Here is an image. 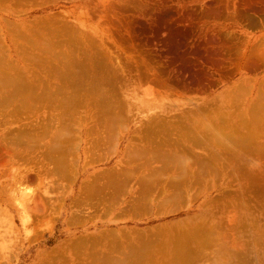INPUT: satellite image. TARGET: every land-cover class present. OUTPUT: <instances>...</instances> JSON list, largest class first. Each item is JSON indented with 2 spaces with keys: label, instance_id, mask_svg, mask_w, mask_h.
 <instances>
[{
  "label": "rangeland",
  "instance_id": "374dc122",
  "mask_svg": "<svg viewBox=\"0 0 264 264\" xmlns=\"http://www.w3.org/2000/svg\"><path fill=\"white\" fill-rule=\"evenodd\" d=\"M122 1L123 0H114L112 2L108 1V4L107 0L106 2L105 0H0V76L2 75L1 77H7V79L4 80L2 78V81L0 77V101L3 102L2 104L0 103V264H95L93 263L95 259H98L96 261H99V259L101 260L96 262V264H110L112 263L110 260L114 258L119 259L120 261L114 259L116 262L114 261L113 263L119 264L122 260H126V257L128 260L122 262L124 264H131L129 262L133 263V259L129 260V258H134L137 255L134 254L136 255L134 256L130 252L134 250L143 251L144 245L148 241L149 243H147V245L151 242V249L155 247L154 250L157 249L158 251V253L152 255V257L157 256L156 258H160L161 260L167 256L165 254L166 248L172 249L173 247V245H170L169 242L174 240L177 241V236H185L188 232L192 235L195 234L197 237V239H195V236H190V238L192 237L195 241L191 239L192 243H190L188 247L191 246L190 248L192 250L188 253L192 254L189 255L187 253L189 255L187 258L190 259V256L195 255L194 259H196L194 260L192 256L191 264H264V122H262L264 121V110L261 106L260 108L263 112L261 109H256L258 111H255L256 113L261 111L259 114L261 117L263 115L261 118L262 120L260 119L261 121H259L260 115H258V121L262 122L259 126L263 129L259 128V130L256 127L258 129L256 130V128H254L256 133L253 131L254 134L257 135H254V137L258 138V140H256L258 142H254L256 144L253 145L256 148L251 145L252 147H246V153H243L244 149L241 151L239 149L240 146H237V151H239H234L237 152V158L232 157L235 156V153L233 155V151L230 150L233 148V145L230 146L231 148L228 145L227 147H229V149L223 146L224 143H214L215 141L212 139L211 141L209 137L202 140L203 142L207 140L205 141L206 143L204 142V145L202 144L203 142H201V139H199L200 142L197 140L199 144L201 143L200 146L199 144L195 145L197 142L192 140L194 138L191 136L192 134L190 135L187 131L181 130L178 126H168L169 129L165 128L164 131H161L163 133L160 135L158 134L157 139L158 141L160 139V143H146L144 138H142L145 134L144 132L146 128L144 129V127L139 126L140 121L148 118V116L150 117L151 114H156L155 116L158 115L161 118L167 117L168 119L169 117H174V120L177 121L178 116H186V111L192 112L194 106L201 105L204 99L211 100V98L217 97L216 103H218L219 99L228 91L230 92L231 88L235 85V90L234 88L233 90L236 91L239 87V84L237 86V83H240V87H246L245 81H249L251 82L249 84L253 85H248V89L247 87L244 88L245 90H242L243 92L241 97L243 98V94L245 93H247V96L249 92L252 94L250 93V95L246 97V100L248 101H244L241 97V100L235 101V104H237L236 102H239V104H237V106L239 105L238 108H247L250 106V101L255 97V103L257 104L259 102L257 98L260 96H258V93H261L262 96V98L259 97V100L261 101L259 103H262L261 99L264 98V92L262 90V88L264 89V61L262 62V59H259L262 63L260 62V70L258 69L259 71H255L256 73H249L243 69V71L241 70L239 72L236 70V75L233 73L234 75L232 74L233 76H230L232 79L229 77L230 80L227 79L228 81L226 79L220 81V78H218V76H216L217 74H215L217 71L211 67H215V65L220 64L218 62L223 63L224 61V63H228L229 61H234L236 57L234 56L235 58H233V54L234 52L236 54L240 47L239 45H237L239 48L236 47L235 44L234 46L233 43H240L245 37H251V41L254 45H256L257 42L261 45V42L259 41H262L263 44L264 27L261 25L262 17L253 21L252 24L255 25L257 23V27L256 25L255 27L251 25L250 27L248 24L242 25V27L245 26L243 29L246 31L245 34H248H246L247 36H235L233 34L232 37L230 35L231 40L234 38L232 40L233 43H231V40H226V37H229L225 35L230 34L228 33L230 32L229 30H225L224 34L222 31L218 32L216 34L218 35V40L221 41L220 36L223 34L224 38L221 36L222 41H230L232 46L235 47L233 48L234 51H231L232 48H226V44L223 42V45H219L220 51L222 49L225 50L226 48L228 51L232 52V55L229 54L227 50L226 52L222 50L223 53H220L218 49L219 53L214 52V54H211L210 50H205L202 51V53L205 52V54H201L203 56L206 55L204 58L202 56L204 60L206 58V62V60L204 61L196 58L195 54H193L194 52H192L194 48L191 45L180 48L179 50L176 49L177 52H170L167 48L159 49L155 46L151 49L140 45V43L135 40L132 35H130V31H127V29H129L127 25H130L129 22L132 19L143 18L142 20H145V22L147 21L146 23L149 24L151 22L150 25L153 23L154 25L152 26L154 28L158 29V26L161 27L159 28L162 30L160 33L165 35L164 28L167 27L166 30L169 31L174 23V27L176 29L174 27L172 29L179 30L180 25L177 22H180V20H175L178 19L176 17L180 18L181 16L183 18L185 16L184 14H186L185 11L180 10L173 4L168 5L170 11H168V9H165V11L164 7L162 8L160 6H156L154 3H149L148 1L141 3L140 0ZM129 2L131 5H129ZM100 4L104 5L101 6ZM107 5L108 7H106ZM106 9L109 10L107 11ZM132 13H134V16ZM129 14H131L134 18L130 16L131 20L128 21L127 19H130V17L127 18V15ZM188 15L189 14L184 17L187 18L186 20L190 18ZM168 23L170 25L173 23V25L169 27ZM154 28L153 30L159 31V29L156 30ZM175 30H173V32ZM236 37L238 39L241 37V40H236ZM108 42L110 44H108ZM80 45L86 50L88 49L86 53L87 56H89L88 54L90 53V55H96V57L93 56L94 59L97 57L101 58L103 55L105 58L103 57L101 59L106 60V57L110 58L112 64H110V67L112 66V69H110L114 70L113 72L115 73L114 76V73L111 72L114 76V78L111 77L114 85H111V83H105L106 86L109 85L108 88L105 87L107 88L105 90H108L113 100L116 98V102L120 99V101H118L119 103L117 102L119 105L122 102L121 99L124 101V103L122 102L124 107L130 105L129 109L132 110V112L130 111V114H126L127 116L125 115V119L127 118V120L122 121V125H120V127L118 125L113 127L116 132L113 131V128H110L112 131L109 129L107 131V129L102 127L100 129L97 125L96 127L98 128H91L94 126L92 125L93 123H91L93 121L92 119H95L96 116L94 114V109L90 110V105L87 106L88 109L86 108L87 111H85V107L81 105L78 107L77 105L78 102H76V100L79 101L82 96L80 93H83L81 88L83 85L86 87L91 84L90 81L97 80L92 76L95 75V72L98 73V71H95V68L94 72L91 70V76L84 75L82 77L81 75L83 74H81V72L79 73L80 69L77 58L80 55L78 54ZM256 46L253 53L256 55L255 52H262L263 54L264 46L260 48ZM256 48L259 50L262 49L263 51H259ZM236 49L237 51H235ZM241 49L244 50L243 47ZM250 49L251 46L248 50ZM206 51L209 55L206 54ZM74 52L77 53L74 54ZM215 53H217L216 56ZM259 53L258 56L260 57ZM68 54L69 58L67 57L66 60L63 59L66 58L65 56ZM219 54L221 57H219ZM98 55H100V57ZM217 55L219 56L216 63ZM230 55L233 60H231L232 58ZM211 56L213 58L215 56V61ZM222 56L226 60H223ZM208 57L210 59H207ZM227 58L231 59L227 60ZM185 61L191 64L193 63L192 66L194 70L196 69L199 78L205 73L204 77L207 76V78H210L211 76H209V72L211 73L213 71L212 75L214 73L215 77L213 75L212 78L214 77L216 78L214 79L215 81H217V79L219 81H214L216 85L213 86L207 94L203 95L196 92L194 93L193 91L189 92V90L181 89L179 86L174 87L175 83L172 79L176 77L177 74V79H179V75L182 76H180V78H182L181 80H187L190 78V75H188L189 73L185 74V72H187L186 69L184 71L183 66L181 67ZM209 61H212L211 63L215 65H211ZM207 63L211 66L207 65ZM224 63L222 66L224 68H228V66H226L227 64ZM229 63L228 65H230ZM234 65L236 64H233L232 67L235 69ZM63 66L65 69L67 67H72L70 68L71 72H69L70 69L66 71L67 69L65 70ZM207 69L210 71L208 72ZM225 70L224 72L229 71L228 69ZM181 72L183 73L181 74ZM77 73H79L80 76ZM156 73L158 74L157 76ZM70 74H72V76H70ZM104 75L107 76L108 74ZM172 75L174 77H171ZM186 75H188V77ZM11 76L12 78H8ZM153 77H155V79ZM129 78L132 82L128 81ZM212 78L211 80H213ZM153 79L155 82L152 81ZM6 81L7 83H5ZM243 81L244 83L242 84L244 85L241 84ZM8 82L10 83L8 84ZM16 85L20 86L15 88ZM259 86L261 87L260 90H262V92H259ZM109 89H113L114 91ZM241 89L239 88L240 91L238 89L237 90L241 92ZM250 89L253 90L249 91ZM50 93L51 95H49ZM88 93L90 94L91 92ZM89 94L88 96L90 98L92 94ZM75 97L79 98L75 99ZM64 98H67L71 104ZM71 98L74 99V101ZM5 99L7 100L4 103ZM86 100L87 99H85V101ZM65 101L69 104L64 103ZM242 101H244L243 104L240 103ZM85 103H87V101ZM65 104H67V107L64 108ZM263 104L264 103H262V107H264ZM213 106L208 105L205 107L208 111L204 113L203 110V112H201V114L204 113L205 116H209L204 120H210L213 118L216 122L218 121L216 118L217 115H220L221 110H214V108L217 107L215 106L212 108ZM71 108L73 110H71ZM69 110L71 112L73 111V113H78L72 114L71 112L69 113ZM63 111H65V113ZM91 111L94 113H91L92 116H88L87 112L90 115ZM61 112L66 114L69 118L64 119V116L65 118L67 117L62 113L64 115L63 116ZM67 112L69 114H67ZM235 112L238 113L240 111ZM85 113L89 119L85 116ZM58 114L61 115L59 116ZM70 114H72L73 118ZM80 115L82 117L85 116L84 122L79 119L81 118L79 117ZM191 115L192 114L187 116L190 118L192 117V120L193 118H195L196 121L201 120V117L196 116L198 117L196 118ZM183 117L179 118V120H184L185 118ZM128 118L130 120H128ZM65 120L67 124L69 122V126L66 125ZM62 121L65 123L64 127L62 126V124H64ZM94 121H96V119ZM211 121L213 122V120ZM57 124L60 126L58 125V127ZM202 124L203 123L201 122L200 125ZM204 124L208 129L207 126L209 123L205 121ZM210 124L212 127V124L214 123ZM196 125L198 126V130H202L199 128V121H197ZM60 127L61 129H64L63 131L65 132L64 133L62 131V135L60 134ZM176 127L179 131L174 130V128L177 129ZM58 129L60 131H58ZM65 129H67V131H65ZM215 129L216 128L212 127V132H215ZM181 131L184 132V135ZM177 132H181V136ZM205 134L207 135L206 131ZM63 136L67 137L64 139ZM56 137H60V139L63 137V143L68 144L64 145L61 143V145L63 144L64 146L59 147V151L57 150L58 152L55 150L57 153H50L48 148H51L53 144L58 143V140H55L57 139ZM186 138L190 139V142L192 140L191 145ZM178 139L181 141H178ZM183 139H185V141ZM179 142H181V147L180 145H176L177 143L180 144ZM169 143H171V145ZM7 144L8 146H11L9 147V150L11 149L12 151H6ZM182 146L185 148L184 151L182 150L184 149ZM185 146H188L187 149ZM62 148L67 150L63 151ZM150 148H152V150ZM225 148L231 151L232 156H229L230 152H228V154L225 153ZM236 148L234 146L235 150ZM51 150L54 151L53 149ZM145 150L148 151L147 154L150 156L145 155ZM62 151L66 153H63ZM125 151L126 155L124 154ZM132 151L133 153H131ZM167 151L171 154L173 151L175 153L173 152L172 156L166 159L159 157L153 158L151 155L153 153L154 156L155 152L156 154H160ZM216 153L218 154L217 156L215 155ZM47 154L50 155V157ZM129 155L132 157H128ZM174 155L177 156L174 157ZM177 157L180 161L176 159ZM186 157L189 158L187 159ZM128 158L131 159L130 162L129 160L127 161ZM146 158L150 161H146ZM193 158L195 160H193ZM141 159L142 161H140ZM220 159L222 161H220ZM59 161L60 163L63 161L62 164L65 165L64 168H62L64 165L62 167V164L59 165ZM182 161H184L182 164H187V167H184L181 164ZM226 161H228V163ZM165 162L168 164V167L171 166L172 169L171 167L169 169L166 167L168 169H166V171L165 168L162 169L166 164ZM167 164L165 166H167ZM228 164L230 167L227 166ZM224 167L226 168L224 169ZM177 168H183L184 170H179ZM61 169H63V171L66 169L67 171L65 170L63 172ZM122 170L129 171L125 174L126 176L131 173L133 175H128V177L131 176V178H128L123 175L124 172H121ZM153 170L156 171L154 172ZM179 171L181 173H179ZM186 174L187 177H181L183 175L186 176ZM158 176L160 180L157 178ZM142 177L146 178L145 180L147 182L145 180H143V182H146L145 184L149 183L148 186L144 183H140ZM150 178L151 180H149ZM185 178L189 179L185 180ZM161 179L163 181H161ZM178 179L180 180L178 181ZM126 180H128V182ZM176 180L178 184L175 185L174 183H176ZM121 181H123L124 184L119 183ZM180 181L184 183V186L180 185ZM113 184H115V186ZM158 184L159 186H157ZM143 185L144 187L142 188L141 186ZM258 186L262 187L260 188ZM147 187H151V191H149L150 189H147ZM82 188H84V190ZM141 188L143 190L147 189L148 191H146L148 194H145L147 192L144 191V193ZM141 194H143V196ZM171 196L173 199L175 198L174 202L172 201ZM168 197L171 201L168 200ZM144 202L148 205H145ZM138 203L139 205H142L136 206ZM158 203H161L160 205H162V209L159 207ZM198 223L200 225L197 226ZM176 225L177 229L173 227ZM179 226L181 227L180 230H178ZM190 226H194V228H190ZM195 226L198 229H196ZM171 227L174 229L172 230ZM156 229L159 230L158 233H156ZM148 230L151 231V236L147 235L145 239L144 237H138L145 232L150 234ZM210 230L211 232L208 233ZM152 234H156L158 236ZM212 236L214 238H212ZM201 237L204 239L206 238L207 240L200 239ZM202 240L203 243L205 242L204 246H197V243L202 244ZM124 242L126 243L124 244ZM132 242L135 245H132ZM160 242L162 243L160 244L161 246L159 245ZM143 243L144 245L142 246L141 244ZM132 247L135 249L133 248L134 250H132ZM160 248H164V250L162 251ZM199 248H203L202 252ZM171 251L172 250L169 252ZM141 255L144 257L143 253ZM93 257L95 258L93 259ZM145 257L148 260H146V258L143 259V263L150 262L149 260L151 259V255L148 254L147 256L145 254ZM85 258H92L91 262H87L90 260ZM179 258L180 259H177V261H180L183 264L186 263L183 262V258L181 256ZM184 258L185 260L187 259L186 256Z\"/></svg>",
  "mask_w": 264,
  "mask_h": 264
},
{
  "label": "bare ground",
  "instance_id": "6f19581e",
  "mask_svg": "<svg viewBox=\"0 0 264 264\" xmlns=\"http://www.w3.org/2000/svg\"><path fill=\"white\" fill-rule=\"evenodd\" d=\"M108 1H114V0H107V3L109 4V2ZM117 1V0H116ZM124 1V0H123ZM122 1V2H123ZM149 2V3H154L156 6H160V7H164V10L165 9H168V11H170L169 9V6L168 5H170V4H173L174 6H177L180 10H183V11H185L186 12V14H184L185 16L187 15V14H189L188 16H190V18L188 19V20H186L187 18H182L181 16H180V18L179 17H176V18H178L177 20H175V21H178V20H180V22L178 21L177 23H179V25H180V27H179V30H175L176 28L174 27L175 26V23H174V25H173V23L170 25L169 23V27L170 26H172V28L174 27L175 29H172V28H168L169 29V31L168 30H166L167 29V27H165L164 28V30H165V35H163V34H161L160 33V31H162L161 29H159V28H161V27H159L158 26V29H159V31H155V30H153V26L152 25H154L153 23H152V25H150L151 24V22L148 24V23H146L145 22V20H142V19H137V18H134L133 16H134V13H132V15L131 14H129V15H127L126 17L127 18H129L130 16H132L134 19H132L131 20V17H130V19H127L128 21L129 20H131L130 22H129V26L127 25V27H129V29H127V31H130V35H132V37L135 39V40H137L139 43H140V45H143V46H146V47H149V48H153L154 46L156 47V48H167L168 50H170V52H177L176 51V49H180V48H183V47H187V46H189V45H191L194 49H193V51L192 52H194L193 54H195V56H196V58L197 59H201V60H204L203 58L204 57H206V55L205 56H203L202 54H205V52L204 53H202V51H205V50H210V52H211V54L213 53L214 54V52H218L219 53V51H220V47H219V45H223V42L224 41H222V39H221V36H222V38H224L223 37V34H224V31L225 30H229L230 32H228V33H230V34H228V35H225V36H228L229 38H227L226 37V40H231L230 39V35L232 36L233 34L236 36H241V35H243V36H247L246 34H245V30L243 29L244 27H242V25H246V24H248V26H254L255 27V25L257 24H252L253 23V21L254 20H256L257 18H259V17H262V26L264 27V0H140V3L141 2ZM105 2H106V0H105ZM121 2V1H120ZM128 2V1H127ZM116 3V2H115ZM124 4V3H123ZM133 4V3H132ZM143 4V3H142ZM101 5V4H100ZM102 5H104V4H102ZM101 5V6H102ZM125 5H127V4H125ZM129 5H131L130 4V2H129ZM173 5H171V6H173ZM110 6V5H109ZM143 6V5H142ZM147 6V5H146ZM105 7V6H104ZM103 7V8H104ZM106 7H108V5L106 6ZM91 8V7H90ZM121 8H122V6H121ZM123 8H126V7H123ZM128 8V7H127ZM138 8V7H137ZM94 9H96V8H94ZM99 9V8H98ZM129 9H130V7H129ZM136 9V8H135ZM139 9V8H138ZM172 9V8H171ZM178 9V10H179ZM107 11L109 10V9H106ZM112 10V9H111ZM133 10V9H132ZM98 11V10H97ZM113 11V10H112ZM119 11H121V10H119ZM139 11V10H138ZM166 11V10H165ZM114 12V11H113ZM127 12V11H126ZM179 12V11H178ZM187 12H189V13H187ZM92 13V12H91ZM99 13V12H98ZM111 13V12H110ZM116 13V12H115ZM118 13V12H117ZM94 14V13H93ZM113 14V13H112ZM137 15V14H136ZM175 15V14H174ZM95 16V15H94ZM179 16V15H178ZM113 17V16H112ZM111 17V18H112ZM136 17V16H135ZM110 18V17H109ZM141 18V17H140ZM175 18V19H176ZM184 19V20H183ZM94 20V19H93ZM114 20H115V18H114ZM102 21V20H101ZM104 21V20H103ZM105 21H106V19H105ZM119 21V20H118ZM122 21V20H121ZM260 22V21H259ZM101 23V22H100ZM118 23V22H117ZM124 23V22H123ZM155 23V22H154ZM243 23H245V24H243ZM122 24V23H121ZM158 24V23H157ZM260 24V23H259ZM151 26V28H150V26ZM120 26V25H119ZM161 26V25H160ZM250 26V27H251ZM260 26V25H259ZM126 27V26H125ZM153 27V28H152ZM156 27H157V25H156ZM253 27V28H254ZM256 27H257V25H256ZM262 27V28H263ZM154 29H156V28H154ZM158 29H156V30H158ZM172 29V30H171ZM264 29V28H263ZM114 30V29H113ZM164 30H163V32H164ZM173 30H175L174 32H173ZM171 31V32H170ZM223 32V34H221V36H220V40L221 41H219L218 40V38H217V36L218 35H216L218 32ZM105 32V31H104ZM162 32V33H163ZM167 32V33H166ZM116 33V32H115ZM121 33V32H120ZM232 33V34H231ZM114 34V33H113ZM121 34H123V33H121ZM89 36V35H88ZM122 36V35H121ZM234 36V37H235ZM86 37V36H85ZM110 37V36H109ZM118 37V36H117ZM233 37V36H232ZM69 38V37H68ZM124 38V37H123ZM241 37H239V39H240ZM242 38H244V37H242ZM88 39V38H87ZM90 39V38H89ZM93 39V38H92ZM234 38H232V40H233ZM238 38L236 37V40H237ZM238 39V40H239ZM85 40H86V38H85ZM94 40V39H93ZM107 40V39H106ZM225 40V39H224ZM231 40V41H232ZM241 40V39H240ZM239 40V41H240ZM82 41H84V40H82ZM89 41V40H88ZM94 41H96V40H94ZM108 41V40H107ZM235 41V40H234ZM68 42H70V41H68ZM91 42H92V40H91ZM130 42V41H129ZM135 42V41H134ZM221 42H222V44H221ZM259 42H261V45L257 42V44H259L260 45V47H263L264 45V42H263V44H262V41H259ZM89 43V42H88ZM231 43H233V41L231 42ZM230 43V41H225L224 42V44H226L225 46H226V48H232L231 49V51L233 50V48H235V47H233L232 46V44ZM80 44V43H79ZM92 44V43H91ZM108 44H110L109 42H108ZM229 44H231V45H229ZM236 45V47H238L237 45H239V47H240V49L243 47L244 48V50H238L237 51V49L239 48H237L235 51H237L236 52V54H235V52H234V54H233V58H235L234 59V61H232V62H228L230 65H228V63H224V61L223 60H226V59H224V55L222 56L223 58V60H221V61H223V63L224 64H227L226 66H228V68L226 67V68H224L222 65H223V63L222 62H218V63H220V64H218V65H215V64H213V63H211L212 61H209L210 63H211V65L213 64V65H215V67H213V66H211L210 64H208L207 63V65H210L215 71H217V73H215V74H217L216 76H218V78H220V81H223V80H230V76L233 74V73H235V72H239V71H241L242 69L243 70H245L246 72H257V71H259L260 70V66H261V64H260V62L262 61H264V58H261V57H264V53L262 54V52L261 53H259V55H260V57L258 56V53L257 52H255L256 53V55L253 53L254 52V50H255V46L257 45L256 43V45H254L253 44V42L251 41V37H245L244 39H242V41L239 43H233V45ZM251 44H253V45H251ZM83 45V44H82ZM234 45V46H235ZM259 45H257L256 47H259ZM263 45V46H262ZM94 46V45H93ZM111 46V45H110ZM131 46V45H130ZM232 46V47H231ZM251 46V49L250 50H248V48ZM92 47V46H91ZM136 47V46H135ZM259 47V48H260ZM141 48V47H140ZM222 48H223V46H222ZM221 48V49H222ZM225 48V50H223V51H225L226 52V50L228 51V49H226ZM78 49V48H77ZM94 49V48H93ZM218 49H219V51H218ZM257 50H259L258 48H256ZM88 50V49H87ZM87 50L85 49V48H83L81 45H80V49L78 50L79 52H78V54H80L79 56H78V64H79V73L81 72V74H83V75H81L82 77L84 76V75H86V76H91V74H92V72H91V70H93V72H94V68H95V71H98V73L97 72H95V75H97V76H95V75H93L92 77L94 78H96L97 80H95V81H90V83L91 84H89V85H85L86 87H84V85H83V87L81 88L82 89V94L80 93V95H82L81 96V99H79V101L78 100H76V102H78V107H80L79 105H81V106H83V107H85L84 109H86L87 108V106H90L91 105V107L89 108L90 110H93L94 109V114L96 115L95 116V119H96V121H94L95 119H92V117H91V119L96 123H94L92 120V122L91 123H93L92 125H94V126H92L91 128H93L94 127V129L95 128H98V127H100V129H101V127L102 128H105V129H107V131H108V129L109 130H111L114 126H119L120 127V125H122V121H125V120H127V118L125 119V117L127 116L126 114H130L131 112H132V110H130L129 109V107H130V105H127V106H125L124 107V104H122V102L124 103V101L121 99V104L119 105L118 103V101H120V99L116 102L115 100H116V98L113 100V98L111 97V94H109V92H108V90H105V89H107L108 87H109V85L108 86H106L105 85V83H107V84H110L111 83V85L114 83V82H112V80H111V77H113L114 78V76H115V73L113 72L114 70H111L112 68V66L110 67V64H111V61H110V58H108V57H106V60L105 59H101V58H103L104 57V55H103V57H101V58H95L94 59V57L93 56H95L96 57V55H90V53L88 54L89 56H87ZM221 50V51H222ZM261 51H263L262 49H260ZM259 50V51H260ZM76 51V50H75ZM92 51V50H91ZM220 51V53H223V51L221 52ZM234 51V50H233ZM138 52V51H137ZM229 52V54H231L232 55V52H230V51H228ZM77 53V52H76ZM75 52H74V54H76ZM109 53V52H108ZM115 53V52H114ZM180 53V52H179ZM202 53V54H201ZM99 54H100V52H99ZM102 54V53H101ZM104 54V53H103ZM116 54V53H115ZM206 54L207 55H209L208 53H207V51H206ZM216 54L217 53H215V56H216ZM262 54V55H261ZM71 55H73V54H71ZM173 55V54H172ZM183 55V54H182ZM220 55V54H219ZM219 55H217V57H216V63H217V61H218V56ZM231 55H230V57H231ZM74 56V55H73ZM72 56V57H73ZM76 56V55H75ZM91 56V57H90ZM99 57H100V55H98ZM198 56V57H197ZM202 56H203V58H202ZM215 56H214V58H215ZM226 56V55H225ZM235 56V57H234ZM66 58H63V59H67V57L69 58V54L67 55V56H65ZM71 57V56H70ZM181 57V56H180ZM212 57V56H211ZM219 57H221V55L219 56ZM227 57V56H226ZM105 58V57H104ZM213 57H212V59H214ZM232 58V57H231ZM230 58V59H231ZM233 58L231 59V60H233ZM71 59V58H70ZM76 59V58H75ZM97 59V60H96ZM116 59V58H115ZM184 59V58H183ZM207 59H210L209 57L207 58ZM221 59V58H220ZM229 58H227V60H230ZM261 61H260V60ZM74 60V59H73ZM205 60H206V58H205ZM204 60V61H205ZM77 61H76V63H77ZM178 61V60H177ZM197 61V60H196ZM214 61H215V59H214ZM220 61V60H219ZM73 62V61H72ZM72 62H70V63H72ZM75 62V61H74ZM193 62V61H192ZM197 62H199V61H197ZM203 62V61H202ZM206 62H207V60H206ZM225 62H227V61H225ZM261 62V63H262ZM182 63V62H181ZM201 63V62H200ZM221 63H222V65H221ZM169 64V63H168ZM176 64V63H175ZM193 64V63H192ZM192 64L191 63H189V62H187V61H185V62H183V65H181V67L183 66V70L185 71V69H186V71L187 72H185V74H187V73H189L188 75H190L189 77V79H187V80H181L182 78H180V76L181 75H179V79H177L176 77H178L177 75H176V77H174L173 75L171 76V77H174L173 79L172 78H170V79H172V81L175 83L173 86L174 87H178L179 86V88L181 87V89H186V90H189V92L191 91H193L194 93L196 92V93H199V94H207L210 90H211V88H213V86H215L216 84H215V82H217V81H219L218 79H217V81H215L214 79H216V78H214L215 77V74L213 73V75H214V77L212 78V72L210 73L209 71L210 70H208L207 69V71L209 72V76H211L210 78H207V76H205L204 77V75L206 74H204V75H200L201 77L199 78V76H198V74H197V71H196V69L194 70V68H193V66H192ZM206 64V63H205ZM204 64V65H205ZM233 64H236V65H234L235 66V69H234V67H232V65ZM60 65V64H59ZM66 65V64H65ZM112 65V64H111ZM164 65V64H163ZM202 65V64H201ZM263 65H264V62H263ZM115 66V65H114ZM230 66V67H229ZM66 67V66H65ZM204 67V66H203ZM202 67V68H203ZM209 67V66H208ZM63 68H64V66H63ZM70 68H72V67H70ZM70 68H64L66 71H68V69H70ZM111 68V69H110ZM180 68V67H179ZM210 68V67H209ZM234 70H233V69ZM262 68V67H261ZM225 69H228L229 71H227V72H224V70ZM231 69V70H230ZM259 69V70H258ZM56 70V69H55ZM64 70V71H65ZM118 70V69H117ZM135 70V69H134ZM182 70V71H183ZM203 70V69H202ZM237 70V71H236ZM242 70V71H243ZM2 71V70H1ZM59 71H60V69H59ZM119 71H120V68H119ZM183 71V72H184ZM196 71V72H195ZM206 71V70H205ZM226 71V70H225ZM3 72V71H2ZM69 72H71V69H70V71ZM101 74H100V73ZM114 73V76H113V74L112 73ZM118 72V71H117ZM183 72H181V74L183 73ZM255 72V73H256ZM64 73V72H63ZM74 73V72H73ZM79 73H77L78 75H79ZM97 73V74H96ZM104 74H108L107 76L106 75H104ZM117 74V73H116ZM139 74V73H138ZM242 74V73H241ZM66 75H67V73H66ZM74 75V74H73ZM134 75V74H133ZM158 74L156 73V76H157ZM175 75V74H174ZM188 75H186L187 77H188ZM234 75V74H233ZM232 75V76H233ZM235 75H236V73H235ZM2 76V75H1ZM0 76V77H1ZM70 76H72V74H70ZM76 76V75H75ZM80 76V75H79ZM106 76V77H105ZM132 76V75H131ZM155 76V77H156ZM139 77V76H138ZM141 77H142V75H141ZM155 77H153L154 79H155ZM182 77V76H181ZM184 77V76H183ZM198 77V78H197ZM230 77V78H229ZM235 77V76H234ZM2 78H3V80L4 79H7V77H1V81H2ZM8 78H12V76L11 77H8ZM66 78H68V77H66ZM112 78V79H113ZM140 78V77H139ZM148 78V77H147ZM158 78V77H157ZM176 78V79H175ZM211 78L213 79V80H211ZM82 79V78H81ZM123 79V78H122ZM151 79V78H150ZM154 79L152 80V81H154ZM222 79V80H221ZM232 79V78H231ZM64 80H65V78H64ZM68 80H70V79H68ZM79 80V79H78ZM118 80V79H117ZM128 80V79H127ZM134 80V79H133ZM227 80V81H228ZM8 81V80H7ZM7 81L5 82V83H7ZM10 81V80H9ZM76 81H77V79H76ZM75 81V82H76ZM80 81V80H79ZM82 81V80H81ZM128 81H131L130 80V78H129V80ZM163 81V80H162ZM215 81V82H214ZM12 82V81H11ZM63 82V81H62ZM120 82H122V81H120ZM125 82V81H124ZM132 82V81H131ZM130 82V83H131ZM150 82V81H149ZM155 82V81H154ZM165 82V81H164ZM246 83V87L248 86V85H250L249 83H251V82H247V81H245ZM10 82H8V84H9ZM87 83H88V81H87ZM151 83V82H150ZM157 83H158V81H157ZM162 83V82H161ZM242 83H244V81L243 82H241V84ZM1 84V83H0ZM62 84H64V83H62ZM69 84V83H68ZM121 84V83H120ZM138 84H139V82H138ZM164 84V83H163ZM238 84H239V87L237 88L238 90H239V88L241 89V92H239L237 89H236V91H234L235 90V86L234 87H232L231 88V91L233 90V88H234V92L232 91V93H231V91L229 92V94H228V92L227 93H225V95L224 96H222L220 99H219V102L218 103H216V98H211V100L209 99H204V101H202V104L201 105H199V106H194V108H193V110H192V112L191 111H186L187 112V114H186V116L187 115H189L190 116V114H192L191 116H194V117H196V116H199V117H201V120H197V121H199V128H201L202 130H198V126L196 125L197 124V121H196V119L195 118H193V120L189 117V116H185V115H181V113H180V115L183 117V118H185L184 120H182L181 121V119L179 120V118H182L181 116L179 117L178 116V119H177V121L176 120H174V117H169V119L167 118H161V117H159L158 115L157 116H155V115H152L151 114V116L149 117L148 116V118H145L143 121H140V124H139V126L140 127H144V129H145V134L143 135V137L142 138H144V140L146 141V143H148V142H155V143H160L161 141H160V139H159V141L157 140L158 139V134L160 135V134H162L163 132H161V131H164L165 130V128H168V126L169 127H175V126H178V127H180L181 128V130H183V131H187L188 133H190V135L191 136H193L194 138L192 139V140H194V142H197V140H199V139H201V142H203L202 140H204L205 138H208L209 137V139L211 140H214L215 142L214 143H224L223 144V146H225V147H227L228 145H229V147L230 146H232L233 145V148H229V147H227V148H229L231 151H233L232 152V154L234 155V153H235V156H232L231 155V151H229V149H227V148H225L226 150H224L225 151V153H227L228 154V152H230V155L229 156H232V157H236V153L239 151H237V148L239 147V149L241 150V151H243V149H244V152L243 153H246L245 152V149H246V147L248 148V147H252L253 145H255L256 143H254V142H258V141H256V140H258V138L256 139L255 137H254V132L253 131H255V133H256V130H258L259 128H262L261 126H259V124L260 123H262V122H264V121H262V122H259V121H261L262 119V117H263V115H262V117H261V115L259 114V113H261V111H259L258 113H256L255 111H258V110H260L261 108L264 110V107H262V103H264V98L263 99H261L262 100V103H259V102H261L259 99L260 98H262V96H261V93L259 94L258 92H256V93H258V96L260 97H258L257 98V100L259 101L257 104L255 103L256 101H255V99H256V97L254 98V99H252L251 101H250V103H249V105L250 106H248L247 108L245 107V109H243L244 107H242V105H241V109L240 108H238V106H237V104H239V102H236L237 104H235V101H239V100H241V99H244V101H248V100H246L247 98L246 97H248L249 95H250V93L251 92H249V94H248V96H247V93H245V94H243V98L241 97V95H242V92L245 90L244 88H246V87H244V86H242V87H240V83H237V86H238ZM81 85V84H80ZM114 85V84H113ZM124 85V84H123ZM155 85V84H154ZM157 85V84H156ZM159 85V84H158ZM169 85V84H168ZM242 85H244V84H242ZM253 84H251L250 86H252ZM20 85H16L15 86V88H17V87H19ZM23 86V85H22ZM162 86V85H161ZM160 86V87H161ZM172 86V85H171ZM264 86V85H263ZM60 87V86H59ZM62 87V86H61ZM76 87V86H75ZM105 87H107V88H105ZM119 87H121V86H119ZM118 87V88H119ZM124 87V86H123ZM169 87V86H168ZM64 88V87H63ZM114 88V87H113ZM118 88H117V90H118ZM259 88V92H262V90H263V92H264V89L262 88V90H260V86L258 87ZM19 89V88H18ZM24 89V88H23ZM58 89V88H57ZM59 89H61V88H59ZM136 89V88H135ZM247 89H248V87H247ZM15 90V89H14ZM20 90V89H19ZM22 90V89H21ZM64 90V89H63ZM109 90H113V89H109ZM116 90V91H117ZM121 90V89H120ZM186 90H184V91H186ZM243 90V91H242ZM251 90H253V89H250L249 91H251ZM258 90V89H257ZM114 91V90H113ZM122 91V90H121ZM183 91V90H182ZM237 91H238V93L240 94H238L237 93ZM15 92V91H14ZM88 92H91L90 94H92V96H90V98H89V96H88ZM111 92V91H110ZM253 92V91H252ZM13 93V92H12ZM85 93V94H84ZM87 93V94H86ZM256 93H255V95H256ZM54 94V93H53ZM89 94V95H90ZM109 94V95H108ZM118 94H120V93H118ZM252 94V93H251ZM49 95H51V93L49 94ZM71 95V94H70ZM262 95H263V93H262ZM131 96V95H130ZM136 96V95H135ZM157 96V95H156ZM9 97V96H8ZM69 97V96H68ZM113 97H114V95H113ZM240 97H241V99H240ZM263 97H264V95H263ZM10 98V97H9ZM9 98H7V99H9ZM77 98H79V97H77ZM76 97H75V99H77ZM133 98H134V96H133ZM136 98V97H135ZM253 98V97H252ZM7 99H5L4 100V103L6 102V100ZM65 100H67V98H64ZM72 99V98H71ZM70 99V100H71ZM85 99H87L86 101H87V103H85L86 101H85ZM251 99V98H250ZM73 101H74V99H72ZM155 100V99H154ZM68 101V100H67ZM65 101L64 103H70V101ZM72 101V102H73ZM128 101V100H127ZM142 101V100H141ZM140 101V102H141ZM199 101V100H198ZM244 101H242V102H240V103H244ZM138 102V101H137ZM144 102V101H143ZM160 102V101H159ZM0 103L2 104L3 102H1L0 101ZM68 103V104H69ZM80 103V104H79ZM130 103H131V101H130ZM59 104V103H58ZM71 104V103H70ZM132 104V103H131ZM258 104H259V106H258ZM67 104H65V106H64V108L65 107H67L66 106ZM136 105V104H135ZM138 105V104H137ZM208 105H214L212 108H214L215 106L217 107V108H214V110H216V109H218V111L219 110H221L220 111V115H217V118H216V120H218L217 122L212 118V119H206V120H204L205 118H207V117H209V116H205L204 115V113L206 112V111H208V110H206V108L205 107H207ZM264 105V104H263ZM258 108H257V107ZM260 106H261V108H260ZM69 107V106H68ZM71 107V106H70ZM75 107V106H74ZM92 108V109H91ZM134 108H135V106H134ZM188 108V107H187ZM75 109V108H74ZM88 109V108H87ZM87 109L85 110V111H87ZM157 109V108H156ZM208 109V108H207ZM209 109H210V106H209ZM239 109V110H238ZM256 109H258V110H256ZM261 109V110H262ZM71 110H73L72 108H71ZM77 110V109H76ZM76 110H74V111H76ZM89 110V111H90ZM203 110H204V113H202L201 114V112H203ZM211 110H213V109H211ZM263 110H262V112H263ZM67 111V110H66ZM88 111V112H89ZM131 111V112H130ZM137 111H138V109H137ZM235 111H240V112H235ZM64 113H65V111H63ZM63 112H61V114L63 113ZM71 111L69 110V113H70ZM87 112V114H88V116H92L91 115V113H92V111L90 112V115H89V113ZM135 112V111H134ZM142 112V111H141ZM185 112V113H186ZM188 112H190V113H188ZM63 113V114H64ZM68 112H67V114H69ZM72 114H74L73 113V111L71 112ZM78 113V112H77ZM77 113H75V114H77ZM84 113V112H83ZM82 113V114H83ZM92 113V114H93ZM139 113V112H138ZM60 114V115H61ZM62 114V115H63ZM72 114H70V116L73 118V116H72ZM87 114L85 113V116H87ZM140 114V113H139ZM182 114H183V112H182ZM208 114H209V112H208ZM59 115V114H58ZM59 115V116H60ZM64 115H66V114H64ZM63 115V116H64ZM126 115V116H125ZM161 115V114H160ZM258 115H260V118H259V116ZM62 116V117H63ZM75 116V115H74ZM85 116H79V117H81V118H79L81 121H83L84 122V120H85ZM87 116V117H88ZM139 116V115H138ZM171 116H172V114H171ZM55 117H56V114H55ZM61 117V118H62ZM66 117H67V115H66ZM77 117V116H76ZM86 117V118H87ZM93 117H94V115H93ZM164 117V116H163ZM53 118V117H52ZM60 118V119H61ZM69 117H67V118H65V116H64V119H68ZM75 118V117H74ZM161 118V119H160ZM188 118H190V119H188ZM196 118H198V117H196ZM211 118V117H210ZM258 118H259V121H258ZM264 118V117H263ZM55 119V118H54ZM53 119V120H54ZM57 119H58V116H57ZM56 119V120H57ZM63 119V120H64ZM88 119H89V117H88ZM173 119V120H172ZM194 119H195V122H194ZM261 119V120H260ZM3 120V119H2ZM49 120H50V118H49ZM62 120V119H61ZM73 120V119H72ZM77 120V119H76ZM128 120H130L129 118H128ZM137 120V119H136ZM211 120H213V122L211 121ZM51 121V120H50ZM205 121H207V123H209V125L207 126L208 127V129L206 128V125L204 124V122ZM58 122V121H57ZM60 122V121H59ZM63 122V121H62ZM61 122V123H62ZM72 122H74V121H72ZM88 122H90V121H88ZM87 122V123H88ZM203 123L202 125H200V123ZM47 123H49V122H47ZM52 123V122H51ZM50 123V124H51ZM55 123H56V121H55ZM60 123V124H61ZM64 123V122H63ZM65 123H66V125H68L69 126V122H68V124H67V122H66V120H65ZM65 123L64 124H62V126L64 127V125H65ZM86 123V122H85ZM124 123V122H123ZM210 123H214V124H212V127L213 128H216L214 131L215 132H212L213 130H211V124ZM54 124V123H53ZM52 124V125H53ZM75 124V123H74ZM77 124V123H76ZM84 124V123H83ZM55 125V124H54ZM59 124H57V126H58ZM86 125V124H85ZM96 125L98 126V127H96ZM261 125V124H260ZM56 126V125H55ZM60 126V125H59ZM58 126V127H59ZM61 126V127H62ZM126 126V125H125ZM167 126V127H166ZM263 126V125H262ZM61 127H60V129H61ZM62 127V128H63ZM66 127V126H65ZM73 127V126H72ZM119 127H117V128H119ZM122 127V126H121ZM211 127V128H210ZM258 129H257V128ZM69 128H71V127H69ZM111 128V129H110ZM177 128V127H176ZM179 128V129H180ZM186 130H185V129ZM191 130H190V129ZM210 128V129H209ZM223 128V129H222ZM254 128H256V130L254 129ZM169 129V128H168ZM204 129V130H203ZM263 129V128H262ZM64 129H61V135H62V131H63ZM70 130H72V129H70ZM98 130V129H97ZM115 129L113 128V131H114ZM170 130H171V128H170ZM172 130H173V128H172ZM174 130L176 131V130H178V128L177 129H175L174 128ZM211 132V134H210V132ZM260 130V129H259ZM58 131H60L59 129H58ZM57 131V132H58ZM65 131H67V129H65ZM112 131V130H111ZM119 131V130H118ZM144 131V130H143ZM167 131V130H166ZM179 131V130H178ZM183 131H181V132H183ZM205 131L207 132V135L205 134ZM64 132V131H63ZM68 132H69V130H68ZM96 132V131H95ZM101 132V131H100ZM110 132V131H109ZM114 132H116V131H114ZM170 132V131H169ZM172 132H174V131H172ZM181 132L179 133V132H177V133H179V135L181 134ZM257 132H259V131H257ZM263 132V131H262ZM59 133V132H58ZM65 133V132H64ZM63 133V134H64ZM103 133V132H102ZM101 133V134H102ZM167 133V132H166ZM171 133V132H170ZM212 133H215V134H212ZM260 133V132H259ZM106 134V133H105ZM173 134V133H172ZM176 134V133H175ZM183 135H184V132L182 133ZM260 134H262V133H260ZM103 135V134H102ZM178 135V134H177ZM178 135V136H179ZM189 135V134H188ZM53 136V135H52ZM181 136V135H180ZM179 136V137H180ZM255 136H257V135H255ZM261 136V135H260ZM64 137V139H65V137H67V136H63ZM63 137H61V139H60V137H56L57 139H55V140H58L57 142L58 143H55V144H53L52 146H54V147H52L51 146V148L49 147L48 149L50 150V153H57L58 151H59V147H63L64 145H66V144H68V143H66V144H64L63 142H64V139L62 140V138ZM98 137V136H97ZM106 137V136H105ZM109 137V136H108ZM107 137V138H108ZM259 137V136H258ZM264 137V136H263ZM52 138V137H51ZM55 138V137H54ZM100 138H102V137H100ZM113 138V137H112ZM115 138H116V136H115ZM139 138V137H138ZM189 138H191V137H189ZM260 138V137H259ZM102 139H104V138H102ZM173 139V138H172ZM255 139V140H254ZM106 140V139H105ZM138 140H140V139H138ZM163 140V139H162ZM177 140V139H176ZM180 139H178V141H179ZM184 141H185V139H183ZM186 140H188L189 142H190V139H187L186 138ZM192 140H191V142H192ZM211 140V141H212ZM101 141V140H100ZM165 141V140H164ZM174 141V140H173ZM181 141V140H180ZM205 141H207V140H205ZM204 141V142H205ZM211 141H208V142H211ZM68 142V141H67ZM191 142H190V145H191ZM193 142V143H194ZM199 142H200V140H199ZM199 142H197L195 145H197V144H199ZM202 143L203 145L206 143ZM61 143H63L62 145H61ZM97 143V142H96ZM145 143V142H144ZM176 143V142H175ZM180 144H176L177 146L178 145H180V147H181V142H179ZM226 143V144H225ZM150 144V143H149ZM168 144V143H167ZM170 145H171V143H169ZM182 144H183V142H182ZM188 144V143H187ZM201 144V143H200ZM200 144H199V146H200ZM208 144V143H207ZM211 144V143H210ZM216 144V145H217ZM153 145V144H152ZM173 145V144H172ZM194 145V146H195ZM252 145V146H251ZM258 145V144H257ZM256 145V146H257ZM7 146H8V144H7ZM7 146H6V151H8L9 150V147H11V146H8V148H7ZM220 146H221V144H220ZM234 146H235V148H236V150L234 149ZM245 147V148H243V147ZM152 147V146H151ZM169 147V146H168ZM176 147V146H175ZM183 147V146H182ZM186 147V146H185ZM188 147V146H187ZM187 147H186V149H187ZM192 147V146H191ZM204 147H206V146H204ZM254 148H256L255 146H253ZM65 148H66V146H65ZM178 148V147H177ZM184 148V147H183ZM194 148V147H193ZM196 148V147H195ZM202 148H203V146H202ZM224 148V147H223ZM249 148V149H250ZM258 148V147H257ZM51 149H53L54 151H52ZM141 149V148H140ZM151 150H152V148H150ZM154 149V148H153ZM175 149V148H174ZM179 149V148H178ZM263 149V148H262ZM57 152H56V151ZM62 150L63 151H66L67 149H65L64 150V148H62ZM176 150V149H175ZM183 151L185 150V148L184 149H182ZM190 150V149H189ZM189 150H187V151H189ZM228 150V151H227ZM248 150V149H247ZM5 151V152H6ZM9 151H12L11 149L9 150ZM61 151V150H60ZM62 151V152H63ZM135 151V150H134ZM139 151V150H138ZM148 151H149V147H148ZM148 151L147 150H145V155H147V156H150V155H148L147 153H148ZM181 151V150H180ZM191 151V150H190ZM205 151H206V149H205ZM227 151V152H226ZM234 151H237V152H234ZM252 151H254V150H252ZM46 152V151H45ZM68 152V151H67ZM144 152V151H143ZM174 152V151H173ZM173 152H172V154H173ZM182 152V151H181ZM208 152V151H207ZM248 152V151H247ZM254 152H256V151H254ZM258 152V151H257ZM48 153V152H47ZM49 153V154H50ZM59 153H61V152H59ZM63 153H66V152H63ZM131 153H133V151L131 152ZM131 153H128V154H131ZM135 153H136V151H135ZM141 153H142V150H141ZM175 153V152H174ZM212 153V152H211ZM242 153V154H243ZM62 154V153H61ZM125 155H126V151H125V153H124ZM150 154V153H149ZM156 152L154 153V156H153V153L151 154L152 155V157L154 158V157H156V158H164V159H166V158H169V157H171L172 156V154L171 153H169V151H167V152H165V153H160V154H156ZM181 154V153H180ZM195 154V153H194ZM239 154V153H238ZM237 154V155H238ZM241 154V155H242ZM248 154V153H247ZM260 154V153H259ZM48 155V154H47ZM133 155V154H132ZM138 155H139V153H138ZM197 155V154H196ZM207 155V154H206ZM208 155H210V154H208ZM212 155H214V154H212ZM216 156L218 155L217 153L215 154ZM264 155V154H263ZM49 157H50V155H48ZM136 156V155H135ZM175 156H177V155H174V157ZM178 156H179V154H178ZM202 156V155H201ZM205 156V155H204ZM222 156V155H221ZM55 157V156H54ZM58 157L60 158V156L58 155ZM128 157H132V156H128ZM138 157V156H137ZM197 157V156H196ZM195 157V158H196ZM61 158H63V157H61ZM151 158V157H150ZM153 158H151V159H153ZM173 158V157H172ZM183 158V157H182ZM185 158V157H184ZM187 158V157H186ZM189 158V157H188ZM187 158V159H188ZM202 158H203V156H202ZM212 158V157H211ZM216 158V157H215ZM219 158V157H218ZM217 158V159H218ZM221 158V157H220ZM237 158V157H236ZM238 158H240V157H238ZM134 159V158H133ZM136 159V158H135ZM147 159V158H146ZM174 159V158H173ZM176 159H178V157L176 158ZM175 159V160H176ZM192 159V158H191ZM213 159H214V157H213ZM222 159H223V157H222ZM241 159V158H240ZM243 159V158H242ZM255 159V158H254ZM59 160H61V159H59ZM129 160V162H130V160L131 159H127V161ZM137 160H139V159H137ZM153 160H155V159H153ZM158 160V159H157ZM161 160V159H160ZM179 160V159H178ZM193 160H195L194 158H193ZM209 160V159H208ZM235 160V159H234ZM237 160H239V159H237ZM126 161V162H127ZM134 161V160H133ZM140 161H142V159L140 160ZM146 161H150V160H146ZM161 161H163V160H161ZM180 161V160H179ZM214 161H215V159H214ZM219 161V160H218ZM217 161V162H218ZM220 161H222L221 159H220ZM132 162V161H131ZM178 162V161H177ZM184 161H182L181 162V164L183 163ZM200 162H202V161H200ZM227 163H228V161H226ZM58 163V162H57ZM63 163V161H61V163H60V161H59V165L60 164H62ZM166 163V162H165ZM178 163H180V162H178ZM187 163V162H186ZM207 163V162H206ZM212 163V162H211ZM215 163V162H214ZM220 163V162H219ZM226 163V164H227ZM247 163V162H246ZM163 164V163H162ZM167 164V163H166ZM165 164V165H166ZM224 164H225V162H224ZM229 164H231V163H229ZM227 165L228 167H230V165ZM64 164H62L61 165V167L63 166ZM163 166V168L162 169H164L165 168V171H166V169L168 168H170V167H168V164H167V166ZM172 165V164H171ZM184 167H187V164H182ZM182 165H181V167H182ZM186 165V166H185ZM223 165V164H222ZM140 166V165H139ZM145 166H147V165H145ZM174 166V165H173ZM208 166V165H207ZM226 166V167H227ZM58 167V166H57ZM65 167V165L62 167V168H64ZM167 167V168H166ZM178 167H180V166H178ZM183 167V168H184ZM194 167V166H193ZM204 167V166H203ZM226 167H224V169L226 168ZM236 167V166H235ZM183 168H177V169H179V170H181V169H183ZM211 168V167H210ZM248 168V167H247ZM57 169V168H56ZM129 169V168H128ZM139 169V168H138ZM167 169V170H168ZM171 169H172V167H171ZM200 169V168H199ZM201 169H202V167H201ZM217 169V168H216ZM241 169V168H240ZM243 169V168H242ZM62 171H63V169H61ZM66 170V169H65ZM64 170V171H65ZM158 170V169H157ZM184 170V169H183ZM186 170V169H185ZM245 170V169H244ZM58 171V170H57ZM59 171H60V169H59ZM63 171V172H64ZM67 171V170H66ZM136 171V170H135ZM154 171V170H153ZM152 171V172H153ZM156 171V170H155ZM154 171V172H155ZM160 171V170H159ZM199 171V170H198ZM198 171H197V173H198ZM116 172V171H115ZM121 172H124V176H126L125 174H127V172H129V171H121ZM120 172V173H121ZM219 172V171H218ZM117 173V172H116ZM120 173H118V174H120ZM130 173H131V171H130ZM134 173V172H133ZM136 173V172H135ZM157 173V172H156ZM163 173V172H162ZM169 173V172H168ZM179 173H181L180 171H179ZM196 173V174H197ZM263 173V172H262ZM66 174V173H65ZM132 174V173H131ZM131 174H128V175H131ZM178 174V173H177ZM203 174V173H202ZM211 174H212V172H211ZM219 174V173H218ZM260 174V173H259ZM111 175H113V174H111ZM122 175V176H123ZM128 175L126 176V177H128ZM133 175V174H132ZM131 175V176H132ZM149 175V174H148ZM189 175V174H188ZM246 175V174H245ZM252 175V174H251ZM66 176H68V175H66ZM131 176H129L128 178H131ZM216 176V175H215ZM221 176V175H220ZM28 177V176H27ZM120 177V176H119ZM147 177V176H146ZM150 177V176H149ZM181 177H187V174H186V176H181ZM212 177V176H211ZM244 177V176H243ZM242 177V178H243ZM30 178V177H29ZM153 178V177H152ZM158 179H159V176L157 177ZM161 178H162V176H161ZM182 178V179H183ZM196 178H197V176H196ZM113 179V178H112ZM122 179V178H121ZM125 179H127V178H125ZM141 179V178H140ZM146 178H143L142 177V179L140 180L141 182L140 183H144L143 182V180H145ZM171 179V178H170ZM189 178H185V180H188ZM202 179V178H201ZM205 179H207V178H205ZM256 179V178H255ZM107 180V179H106ZM129 180V179H128ZM128 180H126L127 182H128ZM131 180V179H130ZM148 180V179H147ZM149 180H151V178L149 179ZM160 180V179H159ZM158 180V181H159ZM180 179H178V181H179ZM191 180H192V178H191ZM208 180H209V178H208ZM113 181V180H112ZM146 181V180H145ZM157 181V182H158ZM161 181H163L162 179H161ZM172 181H174V180H172ZM182 181V180H181ZM180 181V185H183L184 183H182ZM197 181H199V180H197ZM116 182H118V181H116ZM125 182V181H124ZM147 182V181H146ZM145 182V183H146ZM176 183H174L175 185L176 184H178V182H177V180L175 181ZM189 182V181H188ZM196 182V181H195ZM206 182V181H205ZM262 182V181H261ZM264 182V181H263ZM109 183V182H108ZM119 183H123V181H121V182H119ZM144 183V184H145ZM152 183H153V181H152ZM160 183V182H159ZM172 183V182H171ZM203 183V182H202ZM233 183V182H232ZM124 184V183H123ZM149 184V183H148ZM148 184H145V185H147L148 186ZM86 185V184H85ZM114 186H115V184H113ZM117 185V184H116ZM142 185V184H141ZM150 185H151V183H150ZM156 185V184H155ZM164 185V184H163ZM179 185V186H180ZM154 186V185H153ZM153 186H152V188H153ZM157 186H159V184L157 185ZM167 186V185H166ZM184 186V185H183ZM86 187V186H85ZM97 187V186H96ZM119 187V186H118ZM142 188L144 187V185L143 186H141ZM176 187V186H175ZM181 187V186H180ZM258 187H262V186H258ZM101 188V187H100ZM115 188V187H114ZM117 188V187H116ZM141 188V189H142ZM151 187H147V189H150L149 191H151V189H152ZM183 188V187H182ZM209 188V187H208ZM83 190H84V188H82ZM103 189V188H102ZM145 189V188H144ZM146 189V190H147ZM263 189V188H262ZM87 190H90V189H87ZM93 190V189H92ZM143 190V189H142ZM141 190V191H142ZM146 190H143V192L144 191H146ZM200 190V189H199ZM120 191V190H119ZM148 191V190H147ZM146 191V192H147ZM180 192V191H179ZM145 193V192H144ZM143 193V194H144ZM150 193V192H149ZM184 193V192H183ZM89 194V193H88ZM91 194H93V193H91ZM101 194V193H100ZM143 194H141L142 196H143ZM145 194H148V192L147 193H145ZM151 194V193H150ZM173 194V193H172ZM171 194V195H172ZM182 194V193H181ZM148 196V195H147ZM173 196H174V194H173ZM184 196V195H183ZM194 196V195H193ZM170 197V196H169ZM168 197V198H169ZM143 198V197H142ZM147 198V197H146ZM145 198V199H146ZM171 198H172V201L174 202L175 201V198L173 199V197L171 196ZM115 199V198H114ZM167 199V198H166ZM165 199V200H166ZM216 199V198H215ZM85 200V199H84ZM88 200H90V199H88ZM164 200V201H165ZM168 200H170L171 201V199L169 198ZM167 200V201H168ZM221 200V199H220ZM214 201V200H213ZM218 201V200H217ZM169 202V201H168ZM164 203V202H163ZM162 203V204H163ZM219 203V202H218ZM144 204H145V202H144ZM159 204V207L162 209V205H160L161 203H158ZM165 204H166V202H165ZM170 204H171V202H170ZM173 204V203H172ZM91 205V204H90ZM139 205V203L136 205V206H138ZM142 204H140L139 206H141ZM145 205H148L147 203L145 204ZM144 205V206H145ZM164 205V204H163ZM228 205V204H227ZM87 206V205H86ZM111 206V205H110ZM166 206V205H165ZM135 207V206H134ZM205 207V206H204ZM203 207V208H204ZM92 208V207H91ZM147 208H150V207H147ZM155 208V207H154ZM157 208V207H156ZM133 209V208H132ZM146 209V208H145ZM79 210V209H78ZM89 210H90V208H89ZM135 210V209H134ZM155 210V209H154ZM106 211V210H105ZM150 211H151V209H150ZM160 211V210H159ZM164 211V210H163ZM137 213V212H136ZM178 225H180V224H178ZM198 225H200L199 223L197 224V226ZM189 226V225H188ZM174 228H176L177 229V225L176 226H173ZM183 227V226H182ZM194 228V226H190V228ZM159 228V227H158ZM172 228V227H171ZM170 228V229H171ZM174 228H172V230L174 229ZM180 226L178 227V230H180ZM195 228H196V226H195ZM196 229H198V228H196ZM205 229V228H204ZM203 229V230H204ZM212 229V228H211ZM159 230H160V228H159ZM159 230H157L156 229V233H158V231ZM168 230V229H167ZM189 230H191V229H189ZM161 231V230H160ZM186 231V230H185ZM185 231H183V232H185ZM198 231V230H197ZM213 231V230H212ZM137 232V231H136ZM148 232L150 233V234H148L147 232H145L144 234H141V236H138V237H144V239H145V237H147V235H149V236H151V231H149L148 230ZM209 232H211V230L210 231H208V233ZM110 233V232H109ZM134 233V232H133ZM139 233V232H138ZM160 233V232H159ZM197 233V232H196ZM206 233H207V231H206ZM163 234V233H162ZM203 234V233H202ZM210 234H212V233H210ZM152 235H156V234H152ZM164 235V234H163ZM181 235H182V233H181ZM205 235V234H204ZM156 236H158V235H156ZM190 236H192V237H194L195 236V234L194 235H192L191 233H189L188 232V234H186L185 236H177L176 237V239H177V241L176 240H174V241H172V242H169V244L171 245H173V247H172V249L170 248V249H167L166 248V252H165V254L167 255L166 256V258H163V259H161L160 260V258H156L157 256H154V257H152V255H154V254H157L158 253V251H157V249L156 250H154V248L155 247H153V249H151L152 247L150 246V244H151V242H150V244H148L147 245V243H149V241L144 245V243L143 244H141L142 246L144 245V249H143V251H137V250H134L135 248V246L134 247H132V250H134V251H132V252H130L132 255H134V254H136V255H134V256H136V257H134V258H129V260H131V259H133L132 261H133V263L132 262H129V263H131V264H183L182 262H180V261H177V259H180L179 257L181 256L183 259V262H186L185 264H191V261H192V259H191V257L194 259V256L195 255H192V256H190V259L189 258H187L189 255H191V254H189L190 252H191V246L190 247H188L189 245H190V243H192V241H191V239H193L192 237L190 238ZM201 236V235H200ZM208 236V235H207ZM119 237V236H118ZM162 237V236H161ZM174 237H175V235H174ZM196 237V236H195ZM210 237H211V235H210ZM209 237V238H210ZM89 238V237H88ZM136 238V237H135ZM150 238H152V237H150ZM155 238V237H154ZM158 238V237H157ZM170 238H171V236H170ZM212 238H214L213 236H212ZM119 239V238H118ZM132 239V238H131ZM143 239V238H142ZM149 239V238H148ZM163 239H164V237H163ZM195 239H197V237L195 238ZM195 239H193L194 241H195ZM200 239H203V240H205L204 238H200ZM93 240V239H92ZM158 240H159V238H158ZM203 240L201 241L202 242V244H199V243H197L196 245L197 246H199V247H202V246H204V243H203ZM207 240V239H206ZM86 241V240H85ZM119 241H120V239H119ZM145 241V240H144ZM150 241H151V239H150ZM213 241V240H212ZM88 242V241H87ZM95 242V241H94ZM139 242V241H138ZM142 242H143V240H142ZM146 242V241H145ZM155 242V241H154ZM163 242V241H162ZM199 242V241H198ZM91 243V242H90ZM115 243V242H114ZM126 242H124V244H125ZM131 243V242H130ZM167 243V242H166ZM129 244V243H128ZM127 244V245H128ZM134 243L132 242V245H133ZM154 244V243H153ZM160 244H162L161 242L159 243V245ZM206 244H207V241H206ZM211 244V243H210ZM87 245V244H86ZM121 245V244H120ZM135 245V244H134ZM158 245V244H157ZM165 245H167V244H165ZM141 246V247H142ZM150 246V247H149ZM154 246V245H153ZM161 246V245H160ZM163 246V245H162ZM165 247V246H164ZM206 247H207V245H206ZM79 248V247H78ZM106 248V247H105ZM131 248V247H130ZM134 248V249H133ZM138 248H140V247H138ZM137 248V249H138ZM193 248V247H192ZM205 248V247H204ZM208 248H209V246H208ZM110 249V248H109ZM127 249V248H126ZM129 249V248H128ZM159 249V248H158ZM199 249H201V248H199ZM203 249V248H202ZM202 249H201V252H202ZM211 249V248H210ZM114 250V249H113ZM140 250V249H139ZM160 250H164V248H160ZM170 250H172L171 252H169ZM194 250V249H193ZM205 250H206V248H205ZM77 251V250H76ZM85 251V250H84ZM119 251V250H118ZM129 251H130V249H129ZM161 251V252H162ZM190 251V252H189ZM196 251V250H195ZM195 251H194V253H195ZM115 252V251H114ZM163 252V253H164ZM184 252V253H183ZM189 252V253H188ZM91 253V252H90ZM94 253V252H93ZM144 254V257L141 255V254ZM159 253H160V251H159ZM189 255H188V254ZM198 253V252H197ZM119 254V253H118ZM121 254H123V253H121ZM145 254L148 256V254L149 255H151V259L149 260L150 262H146V263H143L144 262V260L143 259H145L146 257H145ZM109 255V254H108ZM107 255V256H108ZM138 255H140V256H138ZM183 255H185L186 256V260H185V256H183ZM84 256V255H83ZM110 256V255H109ZM128 256V255H127ZM165 256V255H164ZM84 257H86V256H84ZM87 257H88V255H87ZM92 257V256H91ZM96 257V256H95ZM95 257H93V259L95 258ZM100 257V256H99ZM106 257V256H105ZM104 257V258H105ZM130 257V256H129ZM107 258V257H106ZM105 258V259H106ZM113 258V257H112ZM83 259V258H82ZM85 259H87V260H90V261H87V260H85ZM84 260L85 261H87V262H91V259H89V258H85ZM114 259H116V258H114ZM114 259H111L110 260V258H109V260L110 261H112V263L115 261L116 262V260H119V259H116V260H114ZM125 259V258H124ZM96 260H98V259H95L94 261H93V263H95L96 264V262H99V261H101L100 259H99V261H96ZM107 260V259H106ZM128 259H127V257H126V260H122V261H127ZM146 260H148L147 258H146ZM194 260H196V259H194ZM84 261V262H85ZM105 261V260H104ZM108 261V260H107ZM109 261V262H110ZM120 261V260H119ZM121 261V262H122ZM118 262V261H117ZM121 262H119V264L121 263ZM136 262V263H135ZM142 262V263H141ZM112 263H110V264H112ZM81 264H83V263H81ZM87 264V263H86ZM113 264H115V263H113ZM121 264H124L123 262L121 263ZM128 264V263H127Z\"/></svg>",
  "mask_w": 264,
  "mask_h": 264
}]
</instances>
